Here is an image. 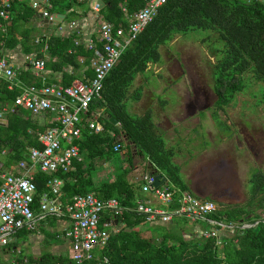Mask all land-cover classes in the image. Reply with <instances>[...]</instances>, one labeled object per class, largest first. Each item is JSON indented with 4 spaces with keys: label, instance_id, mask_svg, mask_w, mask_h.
Returning <instances> with one entry per match:
<instances>
[{
    "label": "trees",
    "instance_id": "16d2710c",
    "mask_svg": "<svg viewBox=\"0 0 264 264\" xmlns=\"http://www.w3.org/2000/svg\"><path fill=\"white\" fill-rule=\"evenodd\" d=\"M47 1L52 10L68 11V19L74 16L70 8L75 4H85L86 0ZM144 2L102 0L97 13L112 27L125 25L126 18L142 7ZM34 12L25 0H11L9 19L6 21L0 17L2 48H12L20 42L22 50L29 51L31 28H26L25 23L33 17ZM18 26L23 28L20 39L15 37ZM193 30H210L212 33L205 39L220 43L218 47H211L215 59L210 68L216 96L214 106L222 109L231 105L235 96L250 85L245 78L257 85L258 102H264V0H164L152 20L123 49L104 78L100 97L89 105L90 111L102 110L104 115L98 120L104 130L89 132L81 122L80 137L74 141L79 151L95 146L94 151H87L85 159L98 156L112 159L114 156L117 163H114L113 178L92 187L90 177L84 176L86 173L81 170L82 161L77 159H73L74 171L68 173L59 171L47 174L40 170L32 173L35 190L31 209L37 205L43 192H49L47 180L51 176L65 180L60 188L63 204L72 195L88 191H93L102 199L113 197L118 201L121 209L112 221L117 230L109 236L106 244L94 251L97 260L92 264H264V218L260 216L264 212V168L249 174L248 195L243 204L218 203L217 209L206 215V219L235 225L234 234L222 237L220 243L216 244L215 237H184V225L187 223L184 218L172 219V225L168 227L161 223L144 222V216L134 209L140 182L127 181L128 168L122 166L117 155L121 152L126 160L133 155L145 161L151 169L166 177L174 188V194L182 191L195 195L183 182L179 166L172 160V149L164 147L163 141L156 135L151 111L147 109L142 114H132L125 103L128 87L135 75L144 72L148 63L160 60L159 46L176 35ZM73 38L74 34L71 33L66 37L37 39L36 48L45 46L48 55L45 67L59 70L65 64L75 66L79 56H83L84 62H87L92 51L74 42ZM93 45L101 46L96 39ZM26 75L30 76L28 73ZM69 83L64 82L63 85ZM7 84L5 79L0 78V109L10 105L18 94L17 89H8ZM139 95L138 87L132 98L138 99ZM109 117L116 121L115 125L109 121ZM39 118L31 117L23 108L6 114V124H0V151L2 147L11 151L7 154L10 161L26 159L28 147H40L35 133L42 131L47 122L41 123ZM122 136L124 140L119 139V151L114 152L113 142ZM200 198L207 199V196ZM109 217L110 213L104 211L99 226ZM199 224L201 227L206 225L201 221ZM60 261L61 264H74L65 258Z\"/></svg>",
    "mask_w": 264,
    "mask_h": 264
},
{
    "label": "built area",
    "instance_id": "2783aa9c",
    "mask_svg": "<svg viewBox=\"0 0 264 264\" xmlns=\"http://www.w3.org/2000/svg\"><path fill=\"white\" fill-rule=\"evenodd\" d=\"M25 1L31 9L38 10L40 16L51 20V4L47 0H42L41 3L37 0ZM163 1L145 0L142 7L126 18L125 25L112 27L107 21L99 20V4L96 0H91L90 7L99 20L98 42L101 46L99 48L87 42L86 48L92 51L88 61L92 75L86 82L75 80L68 85L48 83L41 86L21 84L16 78L15 65L4 56L0 42V78L8 82V89L16 86L18 90L11 104L0 109V124L5 121L2 113H11L18 108L27 110L31 116H49L47 126L35 133L40 147L27 148L28 161L19 160L12 172L3 170L0 166V246L9 243L18 229L34 228V214L30 207L35 190L32 167L37 166L38 170L47 174L72 171L73 159H77L79 155L74 141L80 137L81 122H84L89 132L104 130L98 120L104 115L102 110L90 111L89 105L100 97L104 78L123 49L152 20ZM10 3L11 0H0V17L6 21L9 19ZM26 64L35 76H39L44 69L42 57H27ZM119 148L120 140H116L112 150L118 152ZM138 181L140 191L152 196L156 202L153 205L149 199L135 201L134 209L144 216V222L167 225L176 217L184 218L187 223L197 225L194 234L196 237H215L216 244L226 236L224 232L227 230L233 229L234 234L233 223L206 219L207 214L217 209L211 199L182 191L174 194V188L166 178L154 187L152 175L147 172L141 173ZM64 183V178L59 176H51L47 180L49 192L40 195L39 209L42 213L67 218V225L60 235L68 242L69 260L74 264H92L97 260L94 251L106 244L109 236L117 230L112 221L121 207L115 198L102 199L93 191L74 194L61 204L60 188ZM104 211L109 212L110 217L99 226ZM200 221L206 223L205 227L200 226Z\"/></svg>",
    "mask_w": 264,
    "mask_h": 264
},
{
    "label": "rangeland",
    "instance_id": "374dc122",
    "mask_svg": "<svg viewBox=\"0 0 264 264\" xmlns=\"http://www.w3.org/2000/svg\"><path fill=\"white\" fill-rule=\"evenodd\" d=\"M211 33L188 31L159 46V75L152 74V69L136 74L125 103L130 113L151 111L152 121L157 122L156 135L164 147L172 149L182 180L193 193L202 192L213 200L217 208L218 203L243 204L249 174L264 168V102H258L257 85L245 78L250 85L231 105L214 106L211 47L220 43L205 39ZM138 87L140 95L133 99ZM194 96L199 103L187 112L184 105ZM133 176L137 178V173ZM260 216L264 218V212ZM224 233L232 236L233 229ZM190 236H195L192 231L184 235Z\"/></svg>",
    "mask_w": 264,
    "mask_h": 264
},
{
    "label": "crops",
    "instance_id": "0c3cea01",
    "mask_svg": "<svg viewBox=\"0 0 264 264\" xmlns=\"http://www.w3.org/2000/svg\"><path fill=\"white\" fill-rule=\"evenodd\" d=\"M37 1H39L40 3L42 2V0ZM26 3L28 4V2ZM90 5L91 0H86L85 4L82 5H73L70 10H73L74 16L71 15V17L69 16L68 19L66 18V14L68 11H64L62 13L60 11L50 9L52 18L51 20H47L45 22L43 20L46 18L40 16V12L38 10H34L35 12L33 17L25 23L26 28H31L28 39V42H30L31 44L29 51L24 52L22 50L20 42H17L16 45H14L12 48H2L4 56L15 65L16 78L19 83L24 85L32 84L35 86H41L48 83H57L59 85H63L64 82H72L75 80L86 82L90 78V76L92 75V70L88 64L89 58L86 62L87 65L84 62L83 56H79L77 64L75 66L65 64L59 70H53L49 67H45V62H47L48 60V55L45 52V49L36 48V42L38 38L43 37L44 39H46L49 36L66 37L71 33L74 34V42L83 45L85 48L87 42L93 44L94 39L98 40L99 20L103 19H97L96 13L92 11ZM57 14L61 15L57 16ZM97 15L100 17L99 14ZM22 29L23 28H20L19 26L16 29V39H20ZM38 54H40L44 59V69L39 76H35L30 68L27 67L26 59L27 57H36ZM156 67V63H148L145 71H147V69H152V71L150 70L152 74H157L156 76H158V72L161 70V67H159V69ZM26 72L30 74L29 77H27ZM13 88L17 89L16 86H13ZM2 115L4 116L5 121H3L1 125L4 126L6 124V114L2 113ZM31 117H40V122L45 123L47 122L49 116L47 115L46 118L44 114H40L39 116ZM163 119L165 123H170L168 118H166L165 116L163 117ZM153 123L157 129V122L153 121ZM119 139L121 138H117V140ZM94 148L95 146L91 145L89 150L84 149L82 151H79V155L77 158V160L82 161L81 170L86 173L84 174V176L88 175L90 177L92 187H96L100 182L113 178L115 165L114 163H117L114 156L112 159L106 156H98L95 158L91 157L89 159H85L87 151H94ZM10 152L11 151L7 150L5 147H2L0 151V166L1 168H3V170H6L8 172L14 171V167L17 163L14 161H10L7 158V154H9ZM117 155L121 159L120 162L122 166L128 168V172L126 174V179L128 182L135 183L136 181H138V177L141 175V173L148 171V169H146V162L139 157H133V155H130L129 160H126L121 152L117 153ZM22 160L28 161L27 157L26 159ZM186 162L184 163V167L186 165ZM180 165L182 166L181 170L184 174L183 164L180 163ZM86 166L88 167L86 168ZM36 170H38L37 166H33L32 173ZM72 171H74V169ZM133 173H137V178L134 176L132 177ZM138 173H140V175H138ZM183 182L188 187L187 181ZM194 194L198 197L206 196L202 192L200 193L195 191ZM137 199H149L151 204H156L152 196L146 193H142L140 189L137 190ZM61 204H63L62 201ZM32 211L34 214L35 222L34 228L32 230H27L24 228L18 229L9 243L4 246H0V264H61L60 262L62 261L60 260H63L64 258L69 259L68 242L64 240L60 235L67 225V218L64 216H55L52 214L42 213L39 209V202H37V205L34 206V209H32ZM169 225H172V223L164 226L168 227ZM196 226V224L186 223L184 225L185 230L183 231V236L186 235L189 231H192V233L195 234L197 230ZM187 227H189L188 230Z\"/></svg>",
    "mask_w": 264,
    "mask_h": 264
},
{
    "label": "water",
    "instance_id": "95a60500",
    "mask_svg": "<svg viewBox=\"0 0 264 264\" xmlns=\"http://www.w3.org/2000/svg\"><path fill=\"white\" fill-rule=\"evenodd\" d=\"M96 2L99 4V6H98V9H99L103 4L102 0H96ZM60 15L61 14H57V16H60ZM43 21L45 22V21H47V19H44ZM187 112H189V111H187ZM109 121L113 125L116 124V121L112 117H109ZM121 138L124 139L123 136ZM146 169H148L147 174L152 175V179H153L152 186L156 187L164 181L165 177L161 173L156 172L153 169H151L149 164H147Z\"/></svg>",
    "mask_w": 264,
    "mask_h": 264
},
{
    "label": "flooded vegetation",
    "instance_id": "af4514ba",
    "mask_svg": "<svg viewBox=\"0 0 264 264\" xmlns=\"http://www.w3.org/2000/svg\"><path fill=\"white\" fill-rule=\"evenodd\" d=\"M198 98L197 97H193L190 98V100L184 105L187 111H191L194 107L195 104H198ZM121 140H124L121 138Z\"/></svg>",
    "mask_w": 264,
    "mask_h": 264
}]
</instances>
